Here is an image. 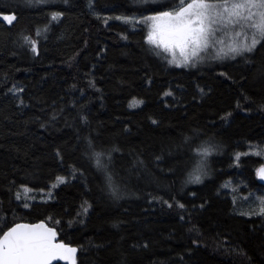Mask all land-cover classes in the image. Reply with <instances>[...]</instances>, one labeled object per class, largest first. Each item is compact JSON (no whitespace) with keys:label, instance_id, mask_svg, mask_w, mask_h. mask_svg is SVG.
<instances>
[{"label":"trees","instance_id":"1","mask_svg":"<svg viewBox=\"0 0 264 264\" xmlns=\"http://www.w3.org/2000/svg\"><path fill=\"white\" fill-rule=\"evenodd\" d=\"M89 2L0 0V13L17 14L12 26L0 23V227L44 220L65 243L83 246L77 264H264V217L239 215L244 206L221 189L229 180L245 186L239 196L264 189L255 176L264 162L254 154L235 159L264 149V49L251 62L177 70L162 63L143 29L115 19L162 5ZM57 11L64 15L53 22ZM13 86L24 89L19 99ZM185 138L215 146L201 184L186 183L200 157ZM88 140L97 151L101 142L120 149L113 157L122 199L110 196ZM61 176L66 183L52 200L25 208L16 199L23 188L49 190Z\"/></svg>","mask_w":264,"mask_h":264},{"label":"snow or ice","instance_id":"2","mask_svg":"<svg viewBox=\"0 0 264 264\" xmlns=\"http://www.w3.org/2000/svg\"><path fill=\"white\" fill-rule=\"evenodd\" d=\"M25 2L31 7L36 4H48L52 0H25ZM62 2L66 4L67 0H62ZM149 2H157V0H141L142 4ZM89 6L94 8L92 0ZM150 11L154 14L146 15L139 21L128 16H116L115 19L125 24H146L148 26L146 42L159 50L157 55L160 52L167 54L170 57L167 63L176 68H196L208 58L218 61L241 58L245 62H251L258 49H264V0H172V3H164L161 7L152 8ZM63 15L62 11L53 12L51 21L55 22ZM97 18L100 17L97 16ZM107 19L110 18H106L105 23ZM2 20L11 24L17 20V14L3 15ZM47 30L46 27L44 31ZM229 34L234 39L225 44L223 37ZM36 35L40 36L41 32L37 30ZM123 39L127 40L128 37L124 36ZM24 41L31 45L33 53L39 55L36 41L27 36L24 37ZM220 75L227 77L226 73H220ZM9 91L19 99L18 93L23 92L24 89L13 86ZM199 92L201 98L206 95L203 88H200ZM164 95L175 99L172 91L165 92ZM140 104H143V101H134L130 106ZM20 105L26 106L22 99H20ZM228 115L230 116L231 113ZM82 119L85 124L88 123L87 116L82 115ZM151 123L158 125L159 122L152 119ZM185 144L188 151L195 147L200 157L192 172L189 173L186 183L201 184L208 177L210 170L208 158L213 154L215 146L197 147L189 138H185ZM88 149L89 159L95 161L96 169L102 174L110 196L117 201L122 199L119 187L121 178L116 170L113 157V153L120 152V149L115 146L105 148L101 142L100 150L97 151L92 140H88ZM57 156L61 157L59 151H57ZM102 157L105 158L103 163ZM156 159L160 160L162 157L158 156ZM235 159L239 162L240 154H237ZM138 163L142 164L143 161H138ZM258 176L259 179L264 180V167L258 169ZM72 177L76 178L75 169ZM57 181L60 184L66 183V177H57ZM56 186L58 185H53V187ZM25 191L30 190L25 189ZM16 199H22L21 194L17 193ZM257 199L259 200L258 208L248 213L242 212L240 215L264 217V196ZM164 203L169 208L173 207L166 200ZM23 206L28 208L29 204L25 202ZM177 206L180 209L185 208L183 203H178ZM90 207L91 205L85 201L82 205V214L87 215ZM201 207L204 206L201 205ZM183 218L181 216V219ZM55 224H60V221L56 220ZM113 227H119V224ZM193 243L198 244V241L193 240ZM143 246L147 247L146 244ZM90 247L100 248L103 245L93 243ZM82 251H84L83 246L73 247L59 239L58 229L49 226V223L44 220L38 223H14L7 226L6 230L0 227V264H55L57 261L77 264V253Z\"/></svg>","mask_w":264,"mask_h":264},{"label":"rangeland","instance_id":"3","mask_svg":"<svg viewBox=\"0 0 264 264\" xmlns=\"http://www.w3.org/2000/svg\"><path fill=\"white\" fill-rule=\"evenodd\" d=\"M172 2V0H157V2H149L147 4L151 5V6H160L164 3H170ZM154 13H150V14H141L140 16H129V17H134L136 21H139V20H142L144 16L146 15H153ZM104 19L108 18L107 16H103ZM107 21H111V19H107ZM120 21V20H118ZM124 24V25H127L128 28H131L132 30H135L137 28H140V29H143L144 33H145V39L147 38V33H148V26L144 23H134V24H125L123 23L122 21H120V24ZM224 41H225V44H228L230 42H232V40L234 39L233 36H231L230 34L229 35H226L223 37ZM148 44V43H147ZM150 47L157 53V49L153 48V46L150 45ZM214 55V53H213ZM160 56V60L162 61L163 64H165L167 67H170V68H174V69H177V70H184V71H191V69H196V68H203V67H206V66H210L212 64H226V63H230L232 61H235V60H224V61H218V60H212L210 58L206 59L204 61V63L198 65L196 68H187V69H182V68H176L174 66H171L167 63V60L170 59L169 56H167V54L163 53V52H160V54L158 55ZM239 59V58H237ZM134 102V101H133ZM133 102H131L130 105H133ZM140 106V105H139ZM130 107H138V106H130ZM259 153V154H257ZM256 155L257 157H259L263 162H264V149H261V148H256V150H253L251 151L250 153H246V154H240V158L242 157H247V156H251V155ZM53 185H58L60 186L61 184L56 181ZM53 185L51 186V188L47 191H42V192H39V193H35L33 191H25V189L27 188H23L22 191L19 193L21 194L22 196V199H20L19 201H21L23 204L25 202H27L28 204H31V203H36V202H47V201H50L52 200L53 198V188H56V187H53ZM225 185H227V187H225ZM222 189V192L224 194L225 197H228V198H233L234 199V202H235V205H242L244 206L243 209H240V208H237V212L239 213H248L250 211H252L254 208H258V205H259V200L257 199L258 197H261V196H264V189L263 190H260V191H257V192H250L249 194L245 195V196H239L240 192L242 190L245 189V186L243 184H238L237 181H227L226 183H224L221 187ZM49 194H51V198H49ZM241 216H244V217H248V218H254V217H260L258 215H252V216H247V215H241Z\"/></svg>","mask_w":264,"mask_h":264},{"label":"water","instance_id":"4","mask_svg":"<svg viewBox=\"0 0 264 264\" xmlns=\"http://www.w3.org/2000/svg\"><path fill=\"white\" fill-rule=\"evenodd\" d=\"M3 15H10V14L0 13V23H2L4 26H6V27H10V26H12V25L15 23V21H13L11 24H9V22H7V21H3V20H2V16H3ZM262 167H264V165L260 166L258 169H260V168H262ZM258 169L256 170V174H255L256 179H257L259 185L264 186V180L259 179V176H258ZM73 247H74V246H73ZM77 255H78V253H77ZM55 264H67V262H65V261H57V262H55Z\"/></svg>","mask_w":264,"mask_h":264},{"label":"bare ground","instance_id":"5","mask_svg":"<svg viewBox=\"0 0 264 264\" xmlns=\"http://www.w3.org/2000/svg\"><path fill=\"white\" fill-rule=\"evenodd\" d=\"M264 187V186H263ZM40 222V221H39ZM36 223H38V222H36ZM72 246V245H71Z\"/></svg>","mask_w":264,"mask_h":264}]
</instances>
